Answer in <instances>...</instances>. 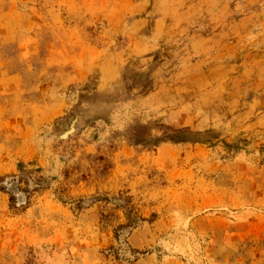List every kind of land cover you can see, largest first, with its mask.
<instances>
[{"label": "rangeland", "instance_id": "1", "mask_svg": "<svg viewBox=\"0 0 264 264\" xmlns=\"http://www.w3.org/2000/svg\"><path fill=\"white\" fill-rule=\"evenodd\" d=\"M0 264H264V0H0Z\"/></svg>", "mask_w": 264, "mask_h": 264}]
</instances>
